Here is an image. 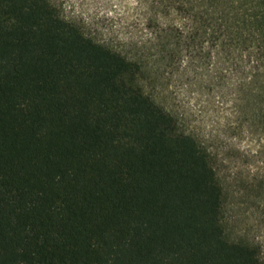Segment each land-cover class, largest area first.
<instances>
[{
	"label": "trees",
	"instance_id": "1",
	"mask_svg": "<svg viewBox=\"0 0 264 264\" xmlns=\"http://www.w3.org/2000/svg\"><path fill=\"white\" fill-rule=\"evenodd\" d=\"M135 8L106 36L66 0H0V264H264L230 214L264 174L226 171L259 151L199 133L169 91L219 88L232 138L264 143V0Z\"/></svg>",
	"mask_w": 264,
	"mask_h": 264
},
{
	"label": "rangeland",
	"instance_id": "2",
	"mask_svg": "<svg viewBox=\"0 0 264 264\" xmlns=\"http://www.w3.org/2000/svg\"><path fill=\"white\" fill-rule=\"evenodd\" d=\"M66 6L69 14L83 17L89 22L92 30L98 29L106 36L122 34L126 23L136 15V0H66ZM204 79L205 85L209 82V77L206 76ZM177 87V85H171L169 89L170 91L175 88L176 95L178 94L176 99H172V103L178 104L180 110H185L184 113L188 116L191 127L212 138L215 136L224 140L228 138L231 141L230 145L222 144L226 149L232 145L233 140L236 142L234 145H237L236 147H239L241 152L259 151V155L250 157L249 161H243V158L228 161L227 173L229 174L232 170L240 173V177L234 183L239 185L243 180L263 176L264 143L260 142L256 136L252 140L239 136H236V139L232 138L229 134L232 131L227 130L226 124L235 116L230 108L231 102H226V104L223 101L225 98L219 88L210 90V87H207L200 90L196 86L180 89ZM223 91L224 94L227 92L225 89ZM260 200L253 202L252 199H248L242 189L230 206V214L235 231L243 232L250 239L258 241L264 252V202Z\"/></svg>",
	"mask_w": 264,
	"mask_h": 264
}]
</instances>
